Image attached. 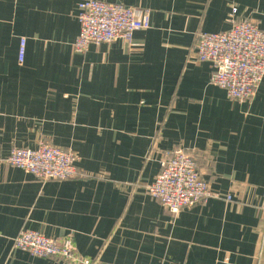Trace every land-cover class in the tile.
I'll return each mask as SVG.
<instances>
[{
    "label": "crops",
    "instance_id": "crops-1",
    "mask_svg": "<svg viewBox=\"0 0 264 264\" xmlns=\"http://www.w3.org/2000/svg\"><path fill=\"white\" fill-rule=\"evenodd\" d=\"M80 1L0 0V157L41 140L78 155L68 180L0 165V264H68L17 249L24 229L71 234L96 264H264V78L233 99L196 50L233 7L264 30V0H102L148 9L151 27L84 54ZM180 151L219 196L173 215L147 188Z\"/></svg>",
    "mask_w": 264,
    "mask_h": 264
},
{
    "label": "built area",
    "instance_id": "built-area-1",
    "mask_svg": "<svg viewBox=\"0 0 264 264\" xmlns=\"http://www.w3.org/2000/svg\"><path fill=\"white\" fill-rule=\"evenodd\" d=\"M237 7L230 13L232 26L224 32H202L196 44L197 57L213 66L211 83L225 89L239 101L251 100L264 78V30L253 19H237ZM80 32L73 47L84 54L90 44L124 40L133 44L134 34L151 27L148 9L108 3L102 0H81L79 3ZM26 39L19 47V60L25 58ZM78 155L41 140L36 148H13L0 157V165L18 167L41 181L68 180L78 176ZM161 169L148 193L159 200L171 214L218 197L211 183L201 176L193 155L180 151L167 153L160 160ZM232 200V196H227ZM15 247L40 258H56L68 264H96L81 256L73 236L55 239L39 231L24 229L15 238ZM114 264V263H107Z\"/></svg>",
    "mask_w": 264,
    "mask_h": 264
}]
</instances>
